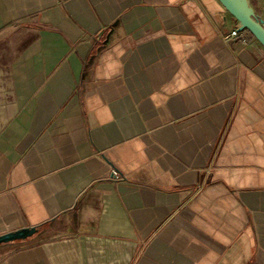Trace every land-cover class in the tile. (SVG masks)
Segmentation results:
<instances>
[{"label": "crops", "instance_id": "crops-1", "mask_svg": "<svg viewBox=\"0 0 264 264\" xmlns=\"http://www.w3.org/2000/svg\"><path fill=\"white\" fill-rule=\"evenodd\" d=\"M218 0H0V264H264V47Z\"/></svg>", "mask_w": 264, "mask_h": 264}, {"label": "water", "instance_id": "water-1", "mask_svg": "<svg viewBox=\"0 0 264 264\" xmlns=\"http://www.w3.org/2000/svg\"><path fill=\"white\" fill-rule=\"evenodd\" d=\"M221 6L232 16L240 30L248 31L264 47V24L258 21L246 1L218 0ZM37 232L36 227L16 229L0 235V244L25 240Z\"/></svg>", "mask_w": 264, "mask_h": 264}, {"label": "built area", "instance_id": "built-area-1", "mask_svg": "<svg viewBox=\"0 0 264 264\" xmlns=\"http://www.w3.org/2000/svg\"><path fill=\"white\" fill-rule=\"evenodd\" d=\"M246 30H240L238 23L225 35L222 36L224 42H230L237 39L241 43L247 42Z\"/></svg>", "mask_w": 264, "mask_h": 264}, {"label": "rangeland", "instance_id": "rangeland-1", "mask_svg": "<svg viewBox=\"0 0 264 264\" xmlns=\"http://www.w3.org/2000/svg\"><path fill=\"white\" fill-rule=\"evenodd\" d=\"M253 10L254 17L264 24V0H246Z\"/></svg>", "mask_w": 264, "mask_h": 264}, {"label": "bare ground", "instance_id": "bare-ground-1", "mask_svg": "<svg viewBox=\"0 0 264 264\" xmlns=\"http://www.w3.org/2000/svg\"><path fill=\"white\" fill-rule=\"evenodd\" d=\"M238 1H246V0H238Z\"/></svg>", "mask_w": 264, "mask_h": 264}, {"label": "trees", "instance_id": "trees-1", "mask_svg": "<svg viewBox=\"0 0 264 264\" xmlns=\"http://www.w3.org/2000/svg\"><path fill=\"white\" fill-rule=\"evenodd\" d=\"M248 32V31H247Z\"/></svg>", "mask_w": 264, "mask_h": 264}]
</instances>
